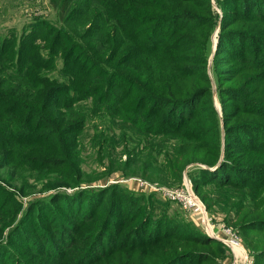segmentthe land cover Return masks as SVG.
Wrapping results in <instances>:
<instances>
[{
  "label": "trees",
  "instance_id": "1",
  "mask_svg": "<svg viewBox=\"0 0 264 264\" xmlns=\"http://www.w3.org/2000/svg\"><path fill=\"white\" fill-rule=\"evenodd\" d=\"M238 1L242 2V11L229 22H241L245 30L247 26L249 32L258 33L246 32L251 50H242L246 70L254 72L258 80V86L250 92L252 96L247 94L256 98L260 94L258 87L264 91V54L257 52L258 45L264 49V0L216 3L227 2L234 7ZM50 3L62 27L32 20L23 27L17 43L13 36L0 40V150L14 153L10 157L22 150L38 155L47 152L51 155L42 157L36 165L58 174L71 170L66 184L76 185L84 179L80 168L81 133L90 121L105 119L111 127L119 126L120 145L126 155L123 165H135L136 156L144 154L145 159L157 165L151 164L152 169L149 164L140 165L137 171L148 173L154 180H166L169 185L179 182L183 169L191 166L187 174L192 189L206 209L213 213L212 206L220 204L234 217L232 221L225 220L227 224L240 221L239 230L256 231L258 236L247 245L254 262L264 257V99L243 97L242 90L227 91L216 86L219 115L206 74L198 80L180 67L181 63L206 64L208 59L204 54L183 56L174 42L166 43L162 33L166 23L194 22L208 27V41L217 18L209 0ZM193 6L200 7L203 14L195 12ZM245 35L240 29L225 30L221 25L214 59L224 39ZM224 95L240 105L227 112ZM203 99L205 106L198 109ZM161 108L166 109L163 116H159ZM41 128L51 131L41 133ZM236 137L237 142L233 141ZM105 138L106 146L111 147V137ZM157 155L162 156V161ZM57 157L62 162L54 164ZM115 161L110 160L108 167ZM7 162L16 163L15 159ZM203 180L213 182L212 187H205ZM111 192L113 189L109 188L103 193L94 216L108 209L106 195ZM41 205L38 202L31 206L30 216ZM62 216L74 220L67 212ZM13 232L17 234L19 228ZM47 232L51 240L55 235L59 238L56 228ZM196 234L198 237L185 241L202 246L214 242L201 232ZM215 245L221 246L219 242ZM141 252L147 253L144 249ZM37 254L52 258L40 249ZM183 256L186 257L177 255L166 264H176ZM53 257L63 258L60 253ZM129 259L124 264H130Z\"/></svg>",
  "mask_w": 264,
  "mask_h": 264
},
{
  "label": "rangeland",
  "instance_id": "2",
  "mask_svg": "<svg viewBox=\"0 0 264 264\" xmlns=\"http://www.w3.org/2000/svg\"><path fill=\"white\" fill-rule=\"evenodd\" d=\"M209 3L217 18L207 42L205 37L208 27L194 22L166 23L162 33L166 36V43L174 42L176 49L183 51V56L194 53L198 57L204 54L208 59L206 64L181 63L180 67L198 80H202L206 74L212 84L213 106L220 115L216 86L227 91L242 90L243 97L247 98L252 96L250 92L258 86L254 72L246 70L242 52L251 50L250 41L246 40V36H250L247 33H258L249 32L247 26L245 30L241 22H229L242 11L241 1L234 7L227 2L218 5L216 0H209ZM200 9L193 6L195 12L203 14ZM40 19L62 27L50 0H0V40L13 36L17 43L23 27L32 20ZM221 25L225 30L240 29L246 35L240 39H224L214 59ZM201 37H204V41ZM258 46L257 52L264 54V49ZM200 49H203L202 52ZM258 92L259 96L250 98L264 99V91L258 87ZM222 98L227 112L240 105L231 97L224 95ZM204 106L205 99L199 103L198 109ZM165 112L166 109L161 108L159 116H163ZM176 117L177 114L174 118ZM118 127H111L107 120L98 118L85 126L79 140L83 161L80 168L84 179L76 185L66 184V176L73 173L71 170H63L58 174V171H48L36 165L42 157L51 155L47 152L38 155L37 152L29 154L27 150H22L19 155L10 157L14 153L0 150V264H124L127 257L130 258V264H166L167 260L177 255L186 257L180 258L181 261L176 264H264V257L254 262L252 251L247 245L248 241L258 236L256 231L239 230L240 221L227 224L225 220L232 221L234 217L228 215L229 212L222 205L212 206L213 214L192 189L212 220L211 228L214 233L220 230L230 231L249 261L241 258L244 254L239 248V253L235 255L217 237L211 238L205 234L201 230L200 215L188 212L181 202L170 200L161 192H147L150 186L185 192L184 177L192 183L187 174L191 166L183 169L179 182L169 185L166 180H154L148 177V173L143 175L137 171L140 165L143 167L149 164L150 168L151 164L153 167L157 165L156 162L151 163V160L145 159L144 154L136 156L138 162L135 165H123L126 155L122 153ZM39 131L50 133L51 130L41 128ZM105 135L111 137V147L106 146ZM209 135L213 133L210 132ZM233 141L237 142L239 139L236 137ZM157 157L162 161V156ZM11 159H15L17 164H7ZM110 160L116 161L113 166L108 167ZM54 161V164L62 162L59 157ZM29 164L35 166L30 167ZM202 184L209 188L213 182L203 180ZM109 188L113 189V193L106 195L108 209L105 208L103 213L98 211L94 216L98 202ZM38 202L42 205L34 208V216H30L28 212L31 206ZM64 212L73 216L74 220L62 216ZM92 216L93 220L88 222ZM26 221L30 224H25ZM15 228H19L17 234L13 232ZM51 228L60 232L59 238L58 235L53 237L54 240L48 237L47 231ZM196 231L207 235L214 242L202 246L185 241L198 237V234L195 235ZM215 242H219L221 246H216ZM37 249L45 254L49 253L52 258L40 257ZM142 249L145 253L147 251L145 255L141 252ZM54 253H60L63 258L55 259Z\"/></svg>",
  "mask_w": 264,
  "mask_h": 264
},
{
  "label": "built area",
  "instance_id": "3",
  "mask_svg": "<svg viewBox=\"0 0 264 264\" xmlns=\"http://www.w3.org/2000/svg\"><path fill=\"white\" fill-rule=\"evenodd\" d=\"M183 188L185 192H177V191H173V190H168V189H161V188H157L154 186H150L147 192H153V193H157V192H161L164 196H166V198H169L170 200H175V201H179L183 204V207L185 209L188 210V212L193 213V214H197L200 215L201 217V230L207 234L209 237L211 238H218L219 241H221L223 244H225L228 248H231L232 250V246H236L237 248H239V250L242 252V254H244V256L241 258H246V255L244 253V251L242 250V248H240V245L237 242V239L233 238L230 231H224V230H220L216 233H214V231L212 230V220L210 219V217L207 215L206 210L204 205L201 203V201L193 194L192 188H191V184L188 182V180L186 179V177H184L183 180ZM144 183V182H143ZM145 185H147L146 183H144ZM192 196V197H191ZM211 233H210V232ZM221 232H223L224 235H226V239L224 237H220L221 236ZM234 256V255H233ZM247 261H249L247 259Z\"/></svg>",
  "mask_w": 264,
  "mask_h": 264
},
{
  "label": "bare ground",
  "instance_id": "4",
  "mask_svg": "<svg viewBox=\"0 0 264 264\" xmlns=\"http://www.w3.org/2000/svg\"><path fill=\"white\" fill-rule=\"evenodd\" d=\"M192 197V196H191ZM210 232V231H209ZM232 252L235 253V255H237V253H239L238 249L236 246H232Z\"/></svg>",
  "mask_w": 264,
  "mask_h": 264
},
{
  "label": "water",
  "instance_id": "5",
  "mask_svg": "<svg viewBox=\"0 0 264 264\" xmlns=\"http://www.w3.org/2000/svg\"><path fill=\"white\" fill-rule=\"evenodd\" d=\"M214 50H215V49H214ZM214 50H213V51H214ZM219 163H220V161L218 162L217 166L219 165ZM217 166H216V167H217ZM200 167L206 168L205 166H200ZM216 167H214V168H209V169L214 170Z\"/></svg>",
  "mask_w": 264,
  "mask_h": 264
},
{
  "label": "crops",
  "instance_id": "6",
  "mask_svg": "<svg viewBox=\"0 0 264 264\" xmlns=\"http://www.w3.org/2000/svg\"><path fill=\"white\" fill-rule=\"evenodd\" d=\"M222 236L226 237V235L223 234V232L220 233Z\"/></svg>",
  "mask_w": 264,
  "mask_h": 264
}]
</instances>
